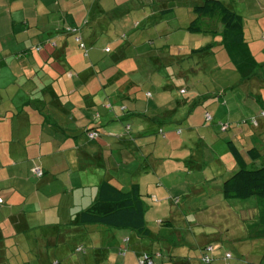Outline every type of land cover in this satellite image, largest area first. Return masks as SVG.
<instances>
[{"label":"crops","instance_id":"obj_1","mask_svg":"<svg viewBox=\"0 0 264 264\" xmlns=\"http://www.w3.org/2000/svg\"><path fill=\"white\" fill-rule=\"evenodd\" d=\"M184 1L182 15L176 10L175 0H127L128 11L123 12V18L134 20L135 26L145 24V30L152 20L163 24L191 19V7L199 0ZM104 2L109 0H0V261L136 264L137 257L146 253L155 264H201L204 246H212L213 258L221 262L229 252L222 254L217 249L222 241L233 238L234 242H253L262 254H254L259 259L250 262L264 264V236L252 237L248 231L239 235L241 227L230 224H239L234 221L242 218L243 226L250 231L259 222L257 200L229 202L221 192L223 181L237 169L230 144L242 153L255 148L261 157L253 165L264 166V117L257 127L249 122L236 125L264 108V14L254 16L264 13V0L226 1L242 18L243 42L257 64L254 78L242 83L239 78L216 93L166 97L161 102H151L152 95L150 99L143 95L145 104L135 94L133 83L93 82L94 75L83 83L79 80L78 73L85 70L92 69L95 75L105 71L92 67L96 66L94 61L88 62L91 66L84 62L82 52L65 29L81 28L82 40L90 48L99 33H107L112 25L110 5L105 8ZM130 6L137 11L135 15L130 13ZM171 33L164 30L152 36L175 42ZM210 41L218 48L213 58L220 54L221 67H232L237 72L230 60L235 53L226 54L218 44L220 37ZM114 42L117 54L113 57H119L121 40L115 38ZM166 46L163 44L159 50ZM179 57L172 56L168 61L175 63ZM218 63L214 62L216 66ZM110 87L115 91H108ZM166 88L162 87L164 91ZM108 104L112 110L106 109ZM123 105L126 114L120 111ZM204 111L212 116L207 124L202 117ZM95 115L97 119L92 122ZM219 122L230 124V128L220 132ZM128 123L130 131L126 133ZM87 127L99 130L97 141L89 143L82 135ZM146 151L154 153L147 158ZM157 151L165 152L168 158H155ZM37 168L41 171L39 177L34 173ZM103 180L114 182L120 189L137 185L146 209L145 236L75 224L93 204ZM175 190L186 199L182 207L171 208L166 218H148V212L155 209L152 203L162 205L167 199L171 204ZM192 196L193 204L200 201L202 205L194 208L189 204L188 209L186 204ZM191 209L196 211L184 213ZM188 216L196 217L198 224L186 225L183 218ZM184 224L186 229H197L195 233L188 231L192 235L187 234L182 241L193 254L188 248L176 253L177 245L168 239L169 229ZM211 225L226 233L223 239L213 230H204ZM27 232L38 236L24 235ZM125 237L129 239L128 247L125 245L126 251L121 254ZM215 243H219L218 248L213 247ZM84 246L90 251L76 252ZM21 249L28 253L26 262L17 261ZM74 252L84 255L79 258Z\"/></svg>","mask_w":264,"mask_h":264},{"label":"rangeland","instance_id":"obj_2","mask_svg":"<svg viewBox=\"0 0 264 264\" xmlns=\"http://www.w3.org/2000/svg\"><path fill=\"white\" fill-rule=\"evenodd\" d=\"M239 1L240 0H235V2ZM175 3L177 6L176 10H178L183 15L185 13V1L175 0ZM109 5V18L112 19L110 30L107 33H99L97 40L94 41L93 45L91 46L92 49L88 46L87 57L83 58L84 62L89 65L90 63L88 62L94 61L93 63H95L96 66L92 67L97 68L98 71L103 70L107 73L100 72L97 75L94 74L93 82H104L106 80L111 81L112 79L113 82L116 83L118 81L120 83L126 81L133 83L137 87L135 89V93L141 98L142 103L145 104L146 100H143V95L146 92L152 95L151 102L154 99H156L157 102H161V99H166V97L173 99L176 97H184L186 95L188 97H192L200 93H216L220 90L226 89L229 85L234 84L239 80V74L235 72L232 67H221L222 59L220 54L216 56V58L206 55L203 56V54H191L190 49L204 46L209 41V38L206 40L207 37H204L202 34L191 35L185 31V27L188 25L189 21L192 20V18L190 19L184 17L181 19V21H176V19H174L163 24H156L155 20H152L151 23L149 22V24H146L148 28L145 30V24L135 26L133 22L134 20L131 21L128 19V17L123 18V12L127 7V0H109L107 3L104 2L105 8H108ZM126 11H128V8ZM130 13L135 15L137 11H135L130 6ZM263 14V12H259L254 16L260 17ZM164 30L172 31L171 34L174 33L176 41L174 42L173 39L166 41L164 36L163 39H160L158 36H152L155 33H159ZM115 38L121 40L119 43L121 45V55L119 57H113L117 54V52L115 53ZM163 44L167 46L159 50ZM222 53L224 56L225 53L223 51ZM179 55V60H175V63L168 61L172 56L174 59H176ZM216 60L220 62L217 66L214 64ZM164 86L167 87L165 91L162 89ZM180 89L183 90V93L181 94L178 93V90ZM146 152L147 158L150 157V153H154L153 151ZM154 157L163 159L168 158L165 152L159 153L158 151L155 153ZM182 190L186 191L185 188H182ZM179 192L180 191L175 190V192L171 194L174 199L180 200L179 205H174L172 201L171 206L167 199V202H164L162 205L160 202L152 203L154 204L155 209L148 212V218H166L170 215L171 208L175 209L179 207L178 209H180L182 207L180 205L184 203L183 201L186 199L181 197L182 194ZM143 196L147 198V201H149L148 195L143 193ZM192 200L194 201L195 197L192 196L191 200L187 202L186 207L188 209H190L188 207L189 204L194 205V208H198L202 205L200 201H197V205H195L192 203ZM229 202L238 203L242 201L229 200ZM243 202L247 203V201ZM190 211H185L184 213L193 214L196 210L191 209ZM176 219L178 218H175V220ZM241 219L242 218H240L238 221L236 217L234 222L239 224L234 225H232L233 223L230 221L231 227H241L240 232L238 233L239 235H245V232L247 231L249 234H251L252 229L249 231V228L244 227L243 221H241ZM183 220L186 225H188L187 222L191 225L198 224V219L194 216H188L186 218L187 221L184 218ZM177 222L178 220H176L175 224H178ZM185 224L184 226H174L168 230V239H170V242L175 243L174 245H177L175 249L176 253H178V251H186L187 248L191 251V248H189L190 246H188V244H183L182 241L186 240L187 234L195 233L197 229H195L194 226L186 229ZM150 226L155 228L151 222ZM164 229L162 228V230ZM205 229L208 231H215L217 236L221 237V239H223L226 234L222 233L219 228L214 225L206 226L204 227V230ZM24 235L30 236L32 238L38 236L36 233L30 232H27ZM19 236H23V234H19ZM252 243L253 242L251 241L234 242L232 238L230 241H222L220 244V249L217 250L221 251L222 254L225 251L232 254L233 259H227L226 264H246L247 262L253 260L258 261L259 258L255 257L254 254L259 256L262 254L256 250L257 247ZM84 247L85 248L82 249L84 253L87 252V250L90 251L89 248L86 246ZM213 247L218 248L219 243L213 244ZM21 250L22 251L19 252L17 256V261H28L26 258L28 253H26L25 249ZM84 253L74 252V256L81 258ZM249 253H251V255ZM191 254H193L192 251ZM240 255H242L243 258ZM219 263L224 264L223 262Z\"/></svg>","mask_w":264,"mask_h":264},{"label":"trees","instance_id":"obj_3","mask_svg":"<svg viewBox=\"0 0 264 264\" xmlns=\"http://www.w3.org/2000/svg\"><path fill=\"white\" fill-rule=\"evenodd\" d=\"M226 1L227 0H199L197 4H193L191 7L193 18L185 27V31L191 35L202 34L204 37H207L206 40L208 38L215 39L216 37H220L218 44L222 46L226 54L230 55L232 51L235 53V57H230V60H232V64L239 74L240 83H242L256 76L257 64L252 57H250L245 43L243 42L242 18L226 4ZM219 28L220 30L218 31ZM65 31V33L73 38L78 49L83 52V57H87L88 47L82 40L81 28L67 26ZM216 46V42L210 41L204 46L191 50V54H203L204 56L213 57L218 49H216ZM93 75L94 72L92 69L78 73L80 82L90 80ZM107 82L112 83L113 80L111 79V81L108 80ZM122 83L118 81V84ZM113 88L114 87L108 88V91H115V88ZM178 93H183V90H179ZM144 95L146 99H150L151 97V94L147 92L144 93ZM105 107L108 110H112L110 104ZM119 108L122 113L126 114L127 110L125 105L119 106ZM263 113L264 108L255 116L249 118L248 121L237 122L236 125L241 126L249 122L252 127H257L258 120L264 117ZM202 117L206 124L212 121V116L208 111H204ZM96 119L97 115L92 118V122H95ZM223 127L226 128L222 129ZM218 128L220 132H225L230 128V124L219 122ZM129 131L130 124L128 123L125 126V132L129 133ZM179 133L180 131L177 130L178 135ZM82 135H84L89 143L97 141L101 136L99 130L94 127L85 128ZM230 152L237 164V169L223 181L221 186L222 196L228 201H246L251 198L256 199L260 209V216L259 222L251 227V235L252 237L264 236V166L256 167L253 165V162L258 160L261 155L255 148H251L245 153H242L231 144ZM245 158L250 159L251 162L248 164ZM173 202L176 204L178 200L173 199ZM145 211V205L137 185L132 184L127 189H120L114 182L103 180L97 187L93 204L78 216V220L75 224L78 226L98 225L110 230H126L134 233L138 237H143L148 233L144 219ZM122 241L124 249H121V254H124L128 247L129 239L125 237ZM125 245L127 246L126 248ZM77 251H82V249L77 248L76 252ZM212 252V246H204L200 252V263L205 264V261H207V264H220L218 259L213 258ZM227 259H230L229 253L223 255L221 262L226 264ZM139 260H142L145 264H155L151 256L146 253H142L137 257L136 264H138ZM0 264L3 263L0 261ZM53 264H62V262L56 261ZM249 264L263 263L260 261L256 263L250 262Z\"/></svg>","mask_w":264,"mask_h":264},{"label":"built area","instance_id":"obj_4","mask_svg":"<svg viewBox=\"0 0 264 264\" xmlns=\"http://www.w3.org/2000/svg\"><path fill=\"white\" fill-rule=\"evenodd\" d=\"M263 115H264V113H263ZM226 127H223L222 129H225ZM34 173H35V175L36 176H41V171H40V169L39 168H37V169H35L34 170ZM125 241V240H124ZM205 259H207V258H205ZM138 264H145L142 260H139L138 261ZM205 264H207V261H205Z\"/></svg>","mask_w":264,"mask_h":264}]
</instances>
